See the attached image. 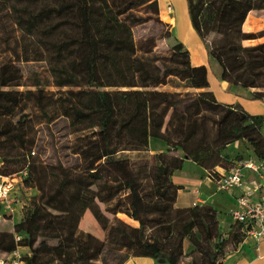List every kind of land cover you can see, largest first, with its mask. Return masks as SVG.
<instances>
[{
    "label": "trees",
    "instance_id": "obj_1",
    "mask_svg": "<svg viewBox=\"0 0 264 264\" xmlns=\"http://www.w3.org/2000/svg\"><path fill=\"white\" fill-rule=\"evenodd\" d=\"M10 1L0 0V173L25 170L23 184L37 193L13 231L0 230V254L22 246L28 250L20 255L26 264H121L134 251L183 264L186 239L189 264H219L221 243H236L243 236L239 225L227 238L220 233L211 245L218 229L216 211L205 204L175 207L180 186L171 175L189 159L216 179V166H233L224 150L239 139L264 169L262 116L217 102L207 89L206 67L191 65L185 46L174 37L162 54L152 51V36L133 39L125 18L142 7L147 16L131 14V21L150 18L165 28L161 36L169 37L156 0H34L35 8L27 9L21 21L28 30L42 24V32L54 37L48 40L51 55L64 62L49 68L55 104L41 112L48 121L66 118L71 132L89 131L72 143L73 166L59 160L43 163L31 150L28 131L5 136L15 111L53 94L44 90L38 75L31 77L33 88H16L22 79L17 62L41 60L43 49L15 26ZM185 1L197 36L204 41L206 33L215 34L206 48L219 67L218 78L242 88L263 87L264 40L252 45L240 41L264 36V28L241 29L250 10L264 9V0ZM251 62L261 64L246 65ZM168 83L181 90L157 89ZM263 95L261 90L251 93L253 98ZM151 138L166 149L137 160L122 154L144 151ZM13 145L20 151H13ZM94 200L113 202L107 210L124 213L137 226L118 220V227H107L104 239L80 230V218ZM54 217L63 218L61 225L42 226ZM107 248L122 252L107 262L102 257Z\"/></svg>",
    "mask_w": 264,
    "mask_h": 264
},
{
    "label": "rangeland",
    "instance_id": "obj_2",
    "mask_svg": "<svg viewBox=\"0 0 264 264\" xmlns=\"http://www.w3.org/2000/svg\"><path fill=\"white\" fill-rule=\"evenodd\" d=\"M29 8H35L34 0H11L8 4V9L11 15V18L15 24V26L24 33L29 34L35 40H37L43 49V59L35 60V61H21L17 62V65L20 68L22 79L21 85L16 88L19 90H23L25 88H33L29 85L31 82V77L33 75H38L41 78V82L44 90L48 93L46 96L40 99H34L33 101H29L22 108L21 111H15L10 117L9 121L11 123V129L5 136H10L14 133L20 131H28V136L32 138L33 144L31 146V150L33 154L37 156V158L43 163H54L56 160H59L63 165H72L76 161V154L73 153L72 143L74 139L81 135L86 134L89 131L82 132H71V128L68 125V121L64 117H56L52 120H47V117L42 114V110L47 109L55 104L54 98L56 95V88L50 84L49 77V68L50 66H56L60 64H64L62 60L56 59L52 56L51 47L49 46L48 40H53L54 37L47 35L42 32V24H39L31 29L27 28L22 18L26 16V10ZM133 14L135 16H147V10L145 8H139L137 10L131 11L128 16H126L127 22L130 24L133 39L138 42L140 39H143L148 36L153 37V47L152 51L156 53H164L166 52L168 46L173 42L171 39V34L168 28L169 37H162V33H164L165 28L150 18H146L143 21H131L130 15ZM67 15L63 16L66 17ZM159 17V16H158ZM57 17H52L51 20H55ZM160 19V18H159ZM161 20V19H160ZM162 21V20H161ZM163 22V21H162ZM164 23V22H163ZM261 23V25H260ZM255 24V28H261L250 32H257L264 28L263 23L260 22ZM254 25V24H252ZM242 29V27H241ZM49 36V37H48ZM215 40V34L213 32H208L204 36V43L211 44ZM264 40V36L244 39L241 40L240 43L242 45L257 43ZM63 60H66L67 54L63 55ZM260 62H251L247 63V66H260ZM65 89V88H63ZM157 89L161 90H181L180 88H176L171 86L169 83L165 85H160ZM259 90L264 91L263 87H258ZM166 149V145L158 139H149V142L146 146V149L141 152H131L127 151L122 153L124 156H127L130 160H137L138 156H150L158 151H163ZM13 151H20L18 146H12ZM226 154H228L229 158L232 161L233 165H236L234 161H238L241 158L240 153H234L232 151V146L229 144L224 150ZM253 156V155H252ZM254 158V156H253ZM255 160V159H254ZM256 162V161H255ZM1 164V159H0ZM260 168H258L259 170ZM264 176V174H262ZM37 191L33 187H28L23 184L22 179L18 180L12 188L11 195L13 197L14 208L16 211L20 213L22 216V211L29 207L30 198L33 194H36ZM113 202L102 203L94 200L91 205L86 209L83 216L80 218V230H88L89 232L101 236L104 239L106 229L109 225H114L118 227V220L126 223L129 226H137V222L122 212L111 213L107 210ZM15 210V209H14ZM17 217V212L15 213ZM63 221L62 217H54L47 219L45 222H42V226L44 225H61ZM46 223V224H45ZM220 234L219 228L217 229L216 237L211 241V245L216 242L218 236ZM115 235H118L117 233ZM228 239L224 240L221 243V248L223 249L226 245ZM191 249V245L189 242L184 239L183 240V256L181 257V261L183 264H189L190 255L189 250ZM122 251L114 250L112 248L105 250L102 254V257L106 259L107 262H112L121 254ZM97 264H100V261H96Z\"/></svg>",
    "mask_w": 264,
    "mask_h": 264
},
{
    "label": "crops",
    "instance_id": "obj_3",
    "mask_svg": "<svg viewBox=\"0 0 264 264\" xmlns=\"http://www.w3.org/2000/svg\"><path fill=\"white\" fill-rule=\"evenodd\" d=\"M156 2L159 18L167 25L171 36L185 46L190 64L206 67L207 89L212 92L215 100L223 104H237L248 114L262 116L261 132L264 135V95L260 98H253L251 93L258 91V88H242L218 78L219 67L209 56L205 43L191 27L185 0H156ZM263 21L264 9L250 10L241 25L242 30L261 29L260 27L255 28V24L263 23ZM231 146L234 153L241 154V158L234 161L235 163L246 160L255 162L247 142L239 139L231 143ZM214 170L219 176L225 169L216 166ZM241 173L243 185L247 188H254L251 198H259L264 190L262 169L251 170L242 167ZM171 181L180 186L173 205L179 208L195 204L211 206L217 213L219 231L227 238L231 230L236 227L229 210L234 207L235 197L241 190L239 188L220 189L216 179L211 178L207 170L189 159H184L181 168L173 172ZM16 212L17 217L15 216ZM20 217V213L14 207L12 213L1 211L0 230L12 232L13 225L19 221ZM13 251L19 255L28 253L27 248L22 246H17ZM121 264L169 263L159 262L150 256L139 255L131 251ZM219 264H264V238L255 241L251 236L243 235L236 243L227 240Z\"/></svg>",
    "mask_w": 264,
    "mask_h": 264
},
{
    "label": "built area",
    "instance_id": "obj_4",
    "mask_svg": "<svg viewBox=\"0 0 264 264\" xmlns=\"http://www.w3.org/2000/svg\"><path fill=\"white\" fill-rule=\"evenodd\" d=\"M169 8V6H167ZM251 170L264 169L257 162L250 160L242 161L224 170L216 178L217 186L223 190L239 188L241 192L235 197L234 207L229 214L236 225H239L243 235L251 236L255 241L264 238V190L259 198L252 199L251 194L254 188H247L242 182L241 168ZM25 170L9 175L0 173V208L1 211L13 212V197L11 191L13 185L25 176ZM264 179V176H262ZM264 185V183H263ZM223 236V235H222ZM17 238V237H16ZM0 264H26L21 256L15 251L0 254Z\"/></svg>",
    "mask_w": 264,
    "mask_h": 264
}]
</instances>
